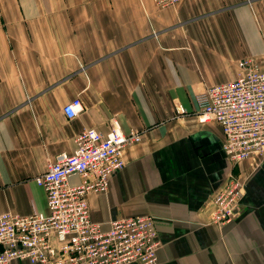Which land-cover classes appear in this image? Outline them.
<instances>
[{"label": "crops", "instance_id": "1", "mask_svg": "<svg viewBox=\"0 0 264 264\" xmlns=\"http://www.w3.org/2000/svg\"><path fill=\"white\" fill-rule=\"evenodd\" d=\"M246 58L264 71V0H0V214L46 213L34 178L84 129L107 135L118 121L142 141L108 193L90 196L95 221L153 216L159 264H264V163L233 169L222 128L201 123L195 102ZM76 98L84 110L70 121ZM231 172L246 192L218 227L213 199Z\"/></svg>", "mask_w": 264, "mask_h": 264}, {"label": "built area", "instance_id": "2", "mask_svg": "<svg viewBox=\"0 0 264 264\" xmlns=\"http://www.w3.org/2000/svg\"><path fill=\"white\" fill-rule=\"evenodd\" d=\"M180 1L154 0L160 9ZM239 68L236 80L205 89L195 102L201 123L222 128L232 168L254 161L256 170L264 163V71L254 58L243 59ZM83 110L76 98L63 112L72 121ZM141 141L138 133H124L118 121L107 135L84 129L73 153L59 154L34 178L46 193L48 211L0 214V264H159L163 243L153 216L120 218L106 227L92 218L89 202L92 195L108 193L112 176L126 167V150ZM75 177L79 183L72 182ZM245 192L246 179L231 172L213 199L211 223H234Z\"/></svg>", "mask_w": 264, "mask_h": 264}]
</instances>
